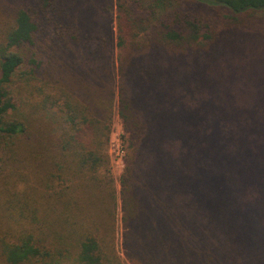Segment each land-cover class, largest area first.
Instances as JSON below:
<instances>
[{"label":"trees","instance_id":"obj_1","mask_svg":"<svg viewBox=\"0 0 264 264\" xmlns=\"http://www.w3.org/2000/svg\"><path fill=\"white\" fill-rule=\"evenodd\" d=\"M64 1L17 9L0 42V180L9 219L0 227V264H121L118 192L105 152L116 107L126 134L119 198L128 263L264 264V114L241 96L225 97L220 116L211 112L218 99L208 101L202 66H193L260 20L264 0H106L111 16L116 10L115 57L73 42L76 27L89 35L83 3L95 9L102 0L59 9ZM61 17L75 46L70 84L56 61L45 63L44 79L35 70L36 38ZM23 76L29 95L17 98L14 80ZM49 107L59 109V134L42 122ZM169 114L173 121L150 118Z\"/></svg>","mask_w":264,"mask_h":264},{"label":"rangeland","instance_id":"obj_2","mask_svg":"<svg viewBox=\"0 0 264 264\" xmlns=\"http://www.w3.org/2000/svg\"><path fill=\"white\" fill-rule=\"evenodd\" d=\"M35 0H0V42L3 39L4 33L12 26L13 24V15L16 10L25 7L34 5ZM68 2V3H67ZM191 3V0L188 1ZM92 3H95L93 1ZM70 6H73V3L69 0H65L59 4V9H63ZM95 9L90 8L91 1H85L83 3L84 11L82 13V18L87 20V26L89 30L88 33H84L81 29H73L72 36H76L78 41H73L70 39V33H68V28L65 26L68 25L67 19L64 17L60 22V26L55 24H48L42 27L38 37L36 38V43L34 51L37 53L38 61L41 63L40 69H35L38 78L44 79L45 75V63L50 59L61 66L58 70L57 76L64 83L66 81L70 83L73 82L72 74L69 76L70 72L69 63L70 55L69 53L75 50V46H72V41L78 43L80 41L87 42L88 48L93 50L97 49L99 51H105V53H110L111 55H116L115 51V37L117 32L116 25V10L113 15L106 11V6H108L106 0L97 3ZM146 7H149L148 1L145 2ZM183 5H187L183 3ZM192 8L199 7L202 8V5L199 3L193 2L190 4ZM81 7V6H80ZM109 11V10H108ZM161 11H158L154 16L150 15L149 19L153 23L156 22L161 16ZM143 15V12L140 13ZM260 20H254L250 22L247 28L238 29L230 35L231 44L217 55L212 56H203L194 58L193 66L196 63H200L202 66L199 74V79L204 85V90L209 95L208 101L217 100V106L208 103V109L211 112H216L219 116L224 110H227V98L233 96H241L247 100L255 103L257 109L261 114H264V14ZM57 21V20H56ZM56 21H54L56 23ZM96 21V22H95ZM151 22V23H152ZM105 34H104V30ZM60 34L64 36L61 40ZM84 35H88V38L91 41V45L88 44V41ZM69 50L68 55L62 56L64 51ZM114 50V52H113ZM189 59V62L192 61V54L189 53L186 56ZM207 63V66L202 64ZM99 65H106L107 63L98 62ZM28 65V64H27ZM26 65V66H27ZM196 68V67H195ZM30 66L24 67L23 73L28 71ZM62 77V78H61ZM74 78L77 79L76 75ZM71 79V80H70ZM66 80V81H65ZM28 77L23 76L21 80H14L13 91L17 98H24L27 93L29 95L30 87L28 84ZM35 83V82H34ZM202 94L203 91L201 90ZM199 94V91L197 92ZM256 100L258 102H256ZM145 111H150L152 108L148 104H143ZM150 112H155V109H152ZM43 114V124L46 126L48 132L52 134H59L61 131V119L60 112L57 107H49L46 111L42 112ZM174 114H169L167 118L165 116H151L153 120L166 119L173 121ZM173 124V123H172ZM125 131L123 128V123L118 114V108H115L112 133L110 144L105 148V152L110 159V170L111 176L114 178L116 189H117V203H118V212L116 216V229H115V249L116 254L120 258L121 264H129L125 254L123 246V227L121 222V200L119 198V179L124 170L125 162H122V150L125 151L124 161L127 153L126 143H125ZM3 181L0 180V227L2 222L6 224L9 223V219L5 215L3 209V203L6 194L3 192ZM3 223V224H4Z\"/></svg>","mask_w":264,"mask_h":264},{"label":"built area","instance_id":"obj_3","mask_svg":"<svg viewBox=\"0 0 264 264\" xmlns=\"http://www.w3.org/2000/svg\"><path fill=\"white\" fill-rule=\"evenodd\" d=\"M122 158H121V160H122V162H124V156H125V151L124 150H122Z\"/></svg>","mask_w":264,"mask_h":264}]
</instances>
